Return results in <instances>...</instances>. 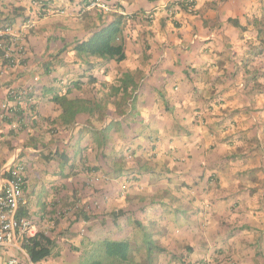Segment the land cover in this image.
<instances>
[{
    "label": "crops",
    "instance_id": "obj_1",
    "mask_svg": "<svg viewBox=\"0 0 264 264\" xmlns=\"http://www.w3.org/2000/svg\"><path fill=\"white\" fill-rule=\"evenodd\" d=\"M91 1L0 0V25L35 22L22 65L9 71L0 51V176L27 168L20 213L55 246L41 263L78 264L105 239L134 244L140 223L166 249L158 264H264V153L248 147L264 150V0L81 12ZM116 14L133 18L126 60L79 56ZM127 74L139 86L130 108L115 90ZM56 96L92 101L91 112L69 122Z\"/></svg>",
    "mask_w": 264,
    "mask_h": 264
},
{
    "label": "trees",
    "instance_id": "obj_2",
    "mask_svg": "<svg viewBox=\"0 0 264 264\" xmlns=\"http://www.w3.org/2000/svg\"><path fill=\"white\" fill-rule=\"evenodd\" d=\"M126 26L127 21L124 17L116 14L111 23L102 27L87 41L77 44L75 51L79 56L121 63L127 58L124 36ZM138 89V84L133 83L129 74L123 76L120 85L115 89L116 93L123 94L119 106H128L129 102L132 106ZM54 100L63 108L64 114L69 116V122H74L79 113L91 112L93 103L86 100H68L64 96H56ZM102 104L99 102L98 107ZM19 215L23 216L21 213ZM135 228L138 235L134 244L126 240L98 241L85 250L78 264H158L160 255L166 252L159 244L158 234L140 223H136ZM54 248V243L41 233L25 246L31 260L36 264L50 257Z\"/></svg>",
    "mask_w": 264,
    "mask_h": 264
},
{
    "label": "built area",
    "instance_id": "obj_3",
    "mask_svg": "<svg viewBox=\"0 0 264 264\" xmlns=\"http://www.w3.org/2000/svg\"><path fill=\"white\" fill-rule=\"evenodd\" d=\"M101 10L109 12L110 7L106 0L91 1L81 12ZM47 16H57L66 12L46 10ZM132 22L133 18H127ZM33 20L26 21L20 28L11 24L0 25V51L3 52L5 67L11 71L22 65L27 50V32L34 27ZM22 92H10L15 101L20 102ZM130 104V102H129ZM9 104H3L0 117L4 118L8 112ZM17 158V156H16ZM19 158H17L18 160ZM27 188V168L24 163L19 162L15 168L6 166L0 176V249L5 252V257L0 258V264H36L31 260L25 246L38 234L39 226L29 217L20 216L22 208L25 207V190ZM123 189L126 191L127 187ZM69 211L59 212L57 218H62Z\"/></svg>",
    "mask_w": 264,
    "mask_h": 264
},
{
    "label": "rangeland",
    "instance_id": "obj_4",
    "mask_svg": "<svg viewBox=\"0 0 264 264\" xmlns=\"http://www.w3.org/2000/svg\"><path fill=\"white\" fill-rule=\"evenodd\" d=\"M142 85V84H141ZM128 108H130V104H128ZM201 116V115H200ZM264 138V135H263ZM254 144H249L248 147L250 148V151L252 150L253 156L255 158H258L261 156L260 154L264 153L263 148L260 147L259 142H257L255 139L253 140ZM129 156L132 155L131 153H128ZM3 257H5V252L0 251ZM1 258V255H0ZM74 260H70V258L65 259H56L55 257L48 259L46 262L41 264H74Z\"/></svg>",
    "mask_w": 264,
    "mask_h": 264
},
{
    "label": "clouds",
    "instance_id": "obj_5",
    "mask_svg": "<svg viewBox=\"0 0 264 264\" xmlns=\"http://www.w3.org/2000/svg\"><path fill=\"white\" fill-rule=\"evenodd\" d=\"M131 106V105H130Z\"/></svg>",
    "mask_w": 264,
    "mask_h": 264
}]
</instances>
